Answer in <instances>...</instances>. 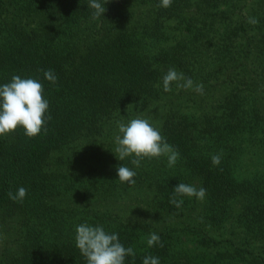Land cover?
<instances>
[{
  "label": "trees",
  "instance_id": "obj_1",
  "mask_svg": "<svg viewBox=\"0 0 264 264\" xmlns=\"http://www.w3.org/2000/svg\"><path fill=\"white\" fill-rule=\"evenodd\" d=\"M87 3L0 0V85L38 79L52 117L35 137H0V264H87L84 223L132 247L125 264H264V0H108L98 19ZM169 68L203 95L165 92ZM136 117L178 150L174 167L118 159L116 122ZM178 183L205 188L204 200L175 207ZM21 186L24 200L9 199ZM151 233L163 247L147 245Z\"/></svg>",
  "mask_w": 264,
  "mask_h": 264
},
{
  "label": "clouds",
  "instance_id": "obj_2",
  "mask_svg": "<svg viewBox=\"0 0 264 264\" xmlns=\"http://www.w3.org/2000/svg\"><path fill=\"white\" fill-rule=\"evenodd\" d=\"M108 0H88V7L93 9L92 18L98 19L105 11ZM173 0H160L158 7H171ZM104 16V15H103ZM248 23L256 25L259 20L249 17ZM44 71V78L52 84L57 83V76L53 70ZM163 90L172 91V84L177 88L185 90L192 89L198 94L203 95L204 86L202 83L195 84L190 77H185L182 72L175 68H169L162 77ZM49 109V101L44 97V85L35 78H21L13 75L9 83L0 85V137L15 132L18 128L24 130V134L35 137L46 131V121L51 120V115H46ZM119 134L115 137V154L120 161L125 158L133 157L131 164L136 168L141 166V161L145 158L152 159L167 157V166L174 167L179 159V152L170 145L160 130L155 127L148 119L136 117L127 123L116 122ZM214 166L221 162V155L211 156ZM118 179L121 183L129 185L135 184L134 177L136 172L126 166L121 165L117 169ZM207 190L203 187L197 188L194 185L178 183L173 189V196L170 203L177 208L182 207L183 200L177 197H195L203 201ZM9 199L22 202L27 195V189L19 187L14 194L7 193ZM76 247L79 249L87 264H125L128 256L135 257L136 253L132 247H125L119 240L117 233H108L103 226H90L87 223L76 227ZM159 244L163 247L160 236L151 233L147 239V245L153 247ZM143 264H160L159 257L146 256Z\"/></svg>",
  "mask_w": 264,
  "mask_h": 264
}]
</instances>
